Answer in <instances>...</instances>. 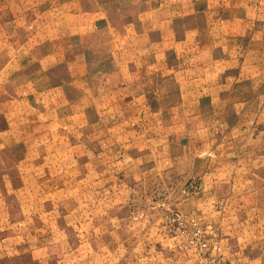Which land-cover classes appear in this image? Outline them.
<instances>
[{
	"label": "rangeland",
	"instance_id": "374dc122",
	"mask_svg": "<svg viewBox=\"0 0 264 264\" xmlns=\"http://www.w3.org/2000/svg\"><path fill=\"white\" fill-rule=\"evenodd\" d=\"M0 264H264V0H0Z\"/></svg>",
	"mask_w": 264,
	"mask_h": 264
},
{
	"label": "built area",
	"instance_id": "2783aa9c",
	"mask_svg": "<svg viewBox=\"0 0 264 264\" xmlns=\"http://www.w3.org/2000/svg\"><path fill=\"white\" fill-rule=\"evenodd\" d=\"M204 245H205V243H204Z\"/></svg>",
	"mask_w": 264,
	"mask_h": 264
}]
</instances>
